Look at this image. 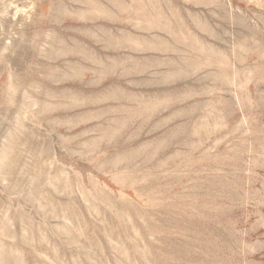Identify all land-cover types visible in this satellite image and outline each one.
Instances as JSON below:
<instances>
[{
  "label": "rangeland",
  "instance_id": "rangeland-1",
  "mask_svg": "<svg viewBox=\"0 0 264 264\" xmlns=\"http://www.w3.org/2000/svg\"><path fill=\"white\" fill-rule=\"evenodd\" d=\"M0 264H264V0H0Z\"/></svg>",
  "mask_w": 264,
  "mask_h": 264
}]
</instances>
